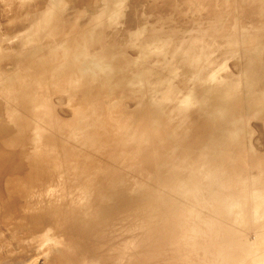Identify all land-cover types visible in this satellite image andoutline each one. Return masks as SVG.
<instances>
[{
	"label": "bare ground",
	"instance_id": "6f19581e",
	"mask_svg": "<svg viewBox=\"0 0 264 264\" xmlns=\"http://www.w3.org/2000/svg\"><path fill=\"white\" fill-rule=\"evenodd\" d=\"M126 3L125 10L122 0L102 6L92 0H0V34H10L3 47L16 65L31 71L22 77L25 87L12 91L26 116H41L42 88L72 99L84 96V107L93 112L91 119L81 121L90 142L73 151L82 157L79 163L68 161L64 150L47 154L51 161L45 169L53 159L60 169L70 167L69 174L78 169L70 178L51 181L54 203L48 211L57 234L43 238V246L55 252L50 264H123L124 257L132 258L134 237L127 232L136 223L142 183L148 187L158 170L182 162L184 152L222 145L224 153H235L226 162L237 164L246 178L253 162L264 159V152L259 159L246 157L245 145H239L246 136L242 120L253 117L264 130V0H164L151 5L146 16H136L137 8ZM57 70L68 78L63 80ZM106 86L118 90L116 100L127 98L131 103L125 110L137 114L127 117L129 112L117 107L122 115L117 120L129 121L130 128L122 130L128 146L119 131L113 139L118 149L108 154L102 133L106 124L100 120ZM170 106L186 115L183 127L175 122L178 113L170 119L163 115ZM219 121L223 126L216 125ZM48 138L52 150L56 137ZM225 175L217 173L220 184L240 186L236 181L231 185ZM61 189L66 191L62 196ZM171 254L169 249L154 262L168 263Z\"/></svg>",
	"mask_w": 264,
	"mask_h": 264
},
{
	"label": "rangeland",
	"instance_id": "374dc122",
	"mask_svg": "<svg viewBox=\"0 0 264 264\" xmlns=\"http://www.w3.org/2000/svg\"><path fill=\"white\" fill-rule=\"evenodd\" d=\"M109 1L115 0H92L100 6ZM123 1L121 9H125ZM125 1V5L137 8L136 16H146L152 6L160 5L164 0ZM240 15L241 11L233 13V16ZM8 35L7 30L3 36L0 34V264H50L55 252L43 246V238L47 234H57L53 225L55 217L48 211L54 203L49 196L54 187L51 181L59 180L61 176L70 178L78 173V169L69 174L70 167L60 169L54 165L57 159L45 169L51 161L47 154L64 150L68 161L78 160L79 163L82 157L73 151L90 142L84 137L88 128L81 121L91 119L93 112L89 105L84 107V96L72 99L59 90L44 92L42 88L38 92L41 116L37 119L33 115L26 116L27 112L12 91L14 86L25 87L22 77L31 71L28 66L16 65L10 59L11 55L3 47V38ZM40 65L41 62L37 67ZM56 73H60L63 80L69 75L63 70ZM40 78L36 77V81L42 82ZM114 95H119L118 90L106 86L100 96L103 108L100 120L106 124L102 129L107 137L105 154L118 149L114 137L119 136V131L130 128L128 120H117L122 115L116 109L123 106L121 110L126 111L125 107L131 102L125 97L118 101L119 96L113 98ZM75 104L78 105L73 108ZM68 106L72 109L66 110ZM17 111L18 121L14 116ZM231 111L225 112L228 115ZM126 112H129L127 117L137 116L131 110ZM180 114L175 106L163 113L166 119L178 116L175 122L183 127L188 120L185 114ZM114 122L116 131L112 132ZM240 123L246 136L239 145H245L246 157L257 155L259 159L264 152L263 129L255 124L253 117ZM29 124H35L39 129ZM216 125L223 126V122ZM97 133L103 135L100 129ZM50 136L56 137L52 138L56 145L52 150L49 149ZM179 136L176 134V138ZM119 138L128 146L124 132ZM222 147L217 149L214 145L204 144L187 155L184 152L182 162H169L168 167L158 170L155 180L148 179V187L146 182L142 183L141 197L136 203V223L127 232L129 237H134L130 247L134 250L132 258H123V264H134L138 257L141 260L135 264H161L154 260L169 249H172L171 257L168 263L162 264H264V159L258 160L256 165L253 162L251 175L246 178L237 164L225 160L233 158L235 153H224ZM219 172H227L224 179H229L231 185L236 181L240 186L228 189L226 184H220ZM257 173L261 180L256 178ZM65 193L63 190L59 194ZM1 221H6L5 226H1ZM31 230L38 233H31Z\"/></svg>",
	"mask_w": 264,
	"mask_h": 264
}]
</instances>
